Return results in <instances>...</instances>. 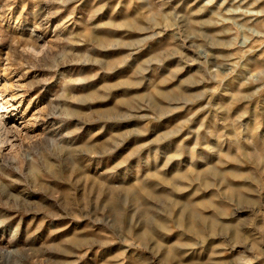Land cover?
<instances>
[{"label":"rangeland","instance_id":"374dc122","mask_svg":"<svg viewBox=\"0 0 264 264\" xmlns=\"http://www.w3.org/2000/svg\"><path fill=\"white\" fill-rule=\"evenodd\" d=\"M0 123V264H264V0H0Z\"/></svg>","mask_w":264,"mask_h":264},{"label":"bare ground","instance_id":"6f19581e","mask_svg":"<svg viewBox=\"0 0 264 264\" xmlns=\"http://www.w3.org/2000/svg\"><path fill=\"white\" fill-rule=\"evenodd\" d=\"M0 131L3 132V133H5L3 127L1 126V123H0Z\"/></svg>","mask_w":264,"mask_h":264}]
</instances>
